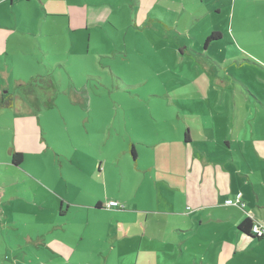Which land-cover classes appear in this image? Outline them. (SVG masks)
<instances>
[{"label": "crops", "instance_id": "0c3cea01", "mask_svg": "<svg viewBox=\"0 0 264 264\" xmlns=\"http://www.w3.org/2000/svg\"><path fill=\"white\" fill-rule=\"evenodd\" d=\"M214 11L228 19L226 33L215 32ZM242 11L264 19V0H0V115L4 109L14 113L9 159L0 160V167L9 172H21L27 156L42 159L50 150L19 92L33 96L34 84L48 81L52 70L65 93L75 92L71 102L89 106L87 85L97 87V68L113 74V84L128 87L123 70L131 58L141 74L143 60L164 64L165 54L175 74L167 82L189 90L187 97L176 91L169 101L177 107L174 123L167 119L171 131L159 136L127 137L123 128L115 134L110 128L117 117L106 120V136H123L118 156L127 161L130 154L138 165L132 175L139 181H129L126 171L116 192L108 189L105 165L79 181H1L7 174L0 171V264H115V242L135 239L126 228L138 230L139 252L147 232L155 231L149 237L156 244L151 264H264V237L239 228L248 217L264 227V38L245 33L257 29L253 19L241 21ZM132 25L136 41L144 40L137 28L164 26L174 30L165 35L174 36V44L161 39L171 49L129 51ZM75 61L94 68L84 67L79 78L72 72ZM79 80L86 82L78 86ZM184 105L186 123L179 131L175 122L182 121ZM134 118L140 122L146 115ZM126 120L131 123L130 116ZM98 121L88 115L89 132L82 127L69 136L91 137ZM14 152L23 154L21 162H13ZM143 157L147 164L140 168ZM238 193L243 205L226 203ZM136 198L151 208L125 206ZM155 200L161 211H154ZM110 201L123 207H109ZM130 259L119 254L117 264Z\"/></svg>", "mask_w": 264, "mask_h": 264}, {"label": "rangeland", "instance_id": "374dc122", "mask_svg": "<svg viewBox=\"0 0 264 264\" xmlns=\"http://www.w3.org/2000/svg\"><path fill=\"white\" fill-rule=\"evenodd\" d=\"M249 7L251 8V4L247 8ZM226 8L228 7H224V9ZM231 12L232 7H230L229 13L232 15ZM224 14L226 12H223ZM212 15L214 23L218 24L215 32L222 31L226 33L224 29L227 28L228 19L224 22V19L221 18L222 13L216 11ZM164 16L171 17V14L169 15L165 12ZM239 16L241 21L244 19V22L253 19L257 32H245L250 38L255 36L264 38V19H258L252 14L248 17L244 16L243 11ZM219 19L221 20L219 21ZM128 31L126 34L129 37V51H133L136 47L139 50L153 53L156 49H161V51L163 49H171V47L164 48L162 44L165 42L161 39H166L174 44V36L165 37L166 34L174 35L172 32L174 30H167L164 26L157 28L143 26L141 29L137 28V34L144 37V40H141V42L135 40L134 25L130 26ZM123 43L125 45L124 40ZM213 49L215 50V48ZM167 61L168 59L165 54L164 64L157 62L154 58H147L145 61L143 60V66L140 68L141 74H137L138 69L132 68L134 61L131 58L130 68L123 70L126 78L131 80V86L128 87H122L118 83V80H115L116 84H113L112 79L114 75L101 67L97 68L98 77L110 82L105 83L103 80L97 79V87H93L92 83L87 85V87L91 88L87 90L89 95L91 94L92 99V103L89 106L87 104L71 102V94L75 92L69 89V92L65 93L63 87H59V74L56 70H52L47 77L45 76L48 81L39 80L38 83L34 84L32 88L34 97L31 95V91L25 92L21 90L19 92L21 104L33 112L35 121L39 125V130L47 141L43 142L50 145V150L42 159L36 156H27L25 165L21 167L22 171L17 174H14L12 170L9 172L5 166H1L0 171L7 174V177H1V181H79L84 176L87 177V174H90L91 170L97 169L99 171L101 167L100 172H102L104 165L108 175V189H114L116 192L120 181H127L128 176H126V171L130 175L129 181H139L137 176L132 175L133 171L138 173L136 170L138 169V165L136 166L130 154L127 155V158L125 157L127 161H124L121 155L118 156L117 152L122 145L123 136H106L110 130L105 126V122L109 118L115 119L117 117L115 124L113 122L110 129L116 134L118 129L123 128L127 137H130V135L134 137V132L137 137L146 135L149 138L151 135L159 136L171 131L167 119H170L174 123V118L171 114L175 113L177 107H172L169 101L175 98L176 91L178 94L181 92L187 97L186 95L189 90L185 88L175 90L174 86H176V83L174 81L167 82L175 78L174 68L172 65L166 64ZM73 63V75L79 78L85 77V73H83L84 67H91V70L94 68L93 64L81 61ZM232 69L233 67L230 68V70ZM115 72H119V70ZM135 76L141 78V81L145 83L137 85V82L134 80ZM78 82L79 86L80 84L83 85L86 81L79 80ZM186 107L187 105H184V108L180 106L182 121L175 122L179 131L183 130L182 127L185 128L186 121H183V114H186ZM152 112H158L161 117L153 116ZM138 113H141V115L145 114L146 119L140 122L135 121L134 116ZM88 115L90 118L95 117L99 119L98 123H95L98 133L96 132L86 139L70 137L69 134L72 131L80 130L82 127L85 132H89L86 126ZM129 116L131 117V123H128L126 120ZM13 118L14 113L7 109H4L3 114L0 115V160L9 159L7 152L12 147L13 128L11 126ZM83 120H86V122ZM197 125L202 129V125L199 122ZM128 126L130 127V131H128ZM193 136L195 137V135ZM144 161V157L142 160H139L140 168L146 167L147 163ZM102 174H99L100 179H103ZM70 194L71 192L68 193V197ZM133 200L134 202H125V206L137 211L151 208V203L147 200H140L138 198ZM154 203L157 206L155 208H158L154 211H161L162 209L158 205V200H155ZM151 221H153L152 218L149 219V222ZM121 231L125 232L123 229ZM126 231L128 235H130L129 232H132L130 236H134L135 239L116 241L115 251L111 255L110 260L117 264L118 255L121 254L125 258H131L129 264H136L134 257H137V254L139 255L140 253V264L156 262L154 259L155 254L151 253L152 247H155L156 244L155 241L149 240V237H155V231L150 229L147 232L148 235L144 237L140 252V235L138 230L134 229V233L129 228H126Z\"/></svg>", "mask_w": 264, "mask_h": 264}, {"label": "trees", "instance_id": "16d2710c", "mask_svg": "<svg viewBox=\"0 0 264 264\" xmlns=\"http://www.w3.org/2000/svg\"><path fill=\"white\" fill-rule=\"evenodd\" d=\"M213 38V36H211L209 39ZM22 156L23 154L20 152H14L13 154V162L14 163H19L22 160ZM101 204H99L98 206H100ZM120 206L123 207L122 204L119 203ZM257 223H255L254 219L251 217H248L245 221H243L240 224V229L244 232H247L249 235H251L252 237L256 238V239H261L262 237H264V232L259 235L258 233L253 231V227L256 225Z\"/></svg>", "mask_w": 264, "mask_h": 264}, {"label": "built area", "instance_id": "2783aa9c", "mask_svg": "<svg viewBox=\"0 0 264 264\" xmlns=\"http://www.w3.org/2000/svg\"><path fill=\"white\" fill-rule=\"evenodd\" d=\"M241 199H242V193H238L234 199L233 198L228 199L226 201V203L231 204V205H243V202ZM108 206L109 207H115V206H120V205H119L118 201H110L108 203ZM253 231L258 233L259 235H261L264 232V227L261 226L260 224H256L253 227Z\"/></svg>", "mask_w": 264, "mask_h": 264}]
</instances>
